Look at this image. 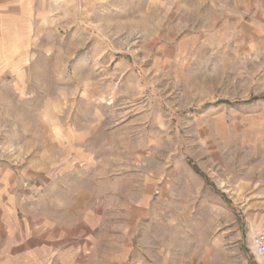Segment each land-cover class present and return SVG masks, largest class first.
Instances as JSON below:
<instances>
[{
  "label": "rangeland",
  "instance_id": "374dc122",
  "mask_svg": "<svg viewBox=\"0 0 264 264\" xmlns=\"http://www.w3.org/2000/svg\"><path fill=\"white\" fill-rule=\"evenodd\" d=\"M238 5L0 0L1 251L264 264V9Z\"/></svg>",
  "mask_w": 264,
  "mask_h": 264
},
{
  "label": "crops",
  "instance_id": "0c3cea01",
  "mask_svg": "<svg viewBox=\"0 0 264 264\" xmlns=\"http://www.w3.org/2000/svg\"><path fill=\"white\" fill-rule=\"evenodd\" d=\"M232 9H264V0H239V5L234 6ZM261 216L264 217V214H261ZM262 227L263 226H257V224H251V227L249 228V236L252 238L255 236V234L264 232V228ZM22 237H20L14 243V246L19 248L18 250L14 251L15 255L9 256L7 252L4 253L0 250V264H24V257L22 254L24 253L25 244ZM2 241L3 247L1 248L5 250L8 246L7 229L5 227V230L2 232V226L0 225V242Z\"/></svg>",
  "mask_w": 264,
  "mask_h": 264
},
{
  "label": "built area",
  "instance_id": "2783aa9c",
  "mask_svg": "<svg viewBox=\"0 0 264 264\" xmlns=\"http://www.w3.org/2000/svg\"><path fill=\"white\" fill-rule=\"evenodd\" d=\"M262 87L264 90V71L262 73ZM251 246L253 253L264 259V232L258 233L252 238Z\"/></svg>",
  "mask_w": 264,
  "mask_h": 264
}]
</instances>
